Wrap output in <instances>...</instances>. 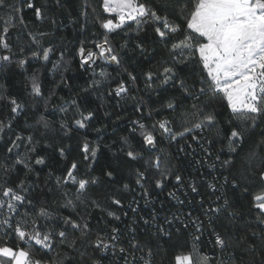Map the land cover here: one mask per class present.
<instances>
[{
    "label": "trees",
    "instance_id": "trees-1",
    "mask_svg": "<svg viewBox=\"0 0 264 264\" xmlns=\"http://www.w3.org/2000/svg\"><path fill=\"white\" fill-rule=\"evenodd\" d=\"M140 2L179 25L177 35L184 38L192 0ZM108 19L118 23L115 14L104 11L103 0L0 3V38L8 45L0 44V57H9L0 61V199L5 201L0 247L23 248L41 264H126L125 257L127 264H175L182 254H191L193 264L201 256L208 257L207 264H264V213L253 201L264 190V115L253 120L251 114L248 119L234 114L221 93L209 90L198 55L191 59L173 53L177 41L161 40L156 33L161 23L137 17L108 32L102 26ZM105 39L112 49L109 56L116 55L119 63L99 55L96 45ZM82 46L97 54L93 63H83ZM165 68L175 74L168 84H162ZM34 77L40 95L33 92ZM121 85L127 91L117 95ZM13 99L22 106L16 112ZM169 102L175 107L169 109ZM210 114L214 125L193 127ZM158 121H168L171 133L159 129ZM141 124L153 132V149L144 143ZM232 129L242 134L231 141L235 151L230 150ZM129 151L138 154L136 159ZM69 170L77 182L89 181L82 193ZM6 187L24 201L3 197ZM8 202L14 209H8ZM41 208L51 215L41 216ZM18 223L27 232L51 234V246L21 241L14 231ZM84 224L87 235H81ZM217 236L224 247L216 243ZM98 238L111 246L96 249ZM0 260L9 264L7 258Z\"/></svg>",
    "mask_w": 264,
    "mask_h": 264
},
{
    "label": "snow or ice",
    "instance_id": "snow-or-ice-1",
    "mask_svg": "<svg viewBox=\"0 0 264 264\" xmlns=\"http://www.w3.org/2000/svg\"><path fill=\"white\" fill-rule=\"evenodd\" d=\"M2 3V0H0ZM31 8L33 5L28 4ZM103 9L106 13L115 14L118 18V23H114L112 19H108L103 23V28L108 32L115 31L120 28L127 20H137V17H151L155 21L162 24L161 27L156 28L157 35L163 41L175 39L177 42L173 43V53L179 52L181 56L185 53L191 58L196 59L198 55L199 63L202 64L203 70L206 71L209 90L213 95L221 93L224 99L227 100V106L232 110L234 114H237L242 119H248L251 114V119L255 120L256 116L264 115V0H192L191 10L186 17V33L183 39H180L177 35L181 29L179 25L171 23L167 17H161L156 12L147 8V6L140 2V0H103ZM36 16L41 17V10L35 9ZM7 33L8 29H4ZM0 44L7 48V43L3 38H0ZM107 39L104 44H97L100 48V56L104 57L105 53H111V48H106ZM51 49L44 51L42 59L44 61L49 60V52ZM81 57H84L83 63L87 64L88 61L93 60L94 54L91 51L85 50L82 46L78 53ZM111 61L119 63L116 55L108 57ZM8 56L0 57V61H7ZM23 63V62H21ZM103 75V73H102ZM175 78V74L171 68L164 69V79L162 84H168ZM152 79V74H148V80ZM180 87L184 88L185 83L183 80L180 82ZM33 92L40 95V85L37 82V78H33ZM186 90V89H185ZM127 91L123 85L116 90V94L119 95L122 92ZM201 93H204L205 89H200ZM14 105L13 112H16L22 106L17 104L16 100H11ZM167 107L172 109L175 105L171 102ZM91 114L85 119H90ZM205 122L208 125H214L215 116L208 115L205 117V121L196 123L193 125L196 129H201ZM80 128L85 127L83 121L78 120L76 122ZM168 121H158V128L162 129L165 133H171V128L168 126ZM45 126H47L45 124ZM154 128L157 125L153 126ZM143 130L145 126L140 125ZM191 128H186V132H190ZM142 136L144 143L147 145H155L156 140L152 131L143 130ZM183 136L184 133H179ZM241 133L236 129H232L229 141L230 150L235 151V148L231 147V141L233 138H240ZM172 139H176L175 135H172ZM195 139V137H193ZM84 152L89 151L88 145H84ZM12 151V149H9ZM96 152L92 150V156H95ZM127 155L136 159L138 154H134L129 151ZM87 159V156H85ZM159 158H157V163ZM17 163H23V161H17ZM37 164H44L43 159H37ZM27 168L28 165L25 164ZM77 165L72 164V169H75ZM111 176V173H108ZM143 176V173H140ZM68 177H70L74 183H78V192L86 190L89 181L79 180L76 181L73 176L72 170L68 171ZM177 182L181 181V177L177 175L175 177ZM260 180L264 182V173H261ZM95 183V181H93ZM139 183V180L137 181ZM163 186L162 181L156 182V187L161 188ZM127 187V185H125ZM195 192L197 189L192 188ZM247 191V189H245ZM3 197L10 198V201H24V197L17 194L12 188L6 187L2 192ZM147 195V192L145 193ZM254 207L258 208L261 213H264V190H261L253 196ZM71 203V201H69ZM117 205L120 204L119 200L114 201ZM5 201L0 199V207H3ZM8 209H14V204L7 203ZM99 207V205H97ZM219 211V209H215ZM110 216L113 213H108ZM40 215L43 217H49L51 214L45 208L40 209ZM119 219V217H116ZM145 224L148 221H144ZM4 224H9L10 221H3ZM26 223V222H25ZM66 224H70L73 229H81V225L78 223L66 220ZM264 223V220L261 221ZM81 231V235H87L86 229L88 225L84 224ZM17 237L21 241H34L36 245H41L43 248H49L51 234L41 233L34 230L33 232H27L18 223L14 229ZM114 233L117 229L113 228ZM58 235L61 238L66 237L64 231H60ZM118 236H112L111 240H117ZM199 239V237H196ZM216 243L221 247H224V241L217 236ZM71 246V245H70ZM110 243L103 239L98 238L94 242L96 249L106 250L110 247ZM136 247V245H133ZM126 250L120 248V252L124 253ZM151 256V252L148 253ZM0 257L7 258L9 264H41L40 261H33L29 251L23 248L13 249L8 246L0 247ZM127 264V257H125ZM208 257L201 256L199 264H207ZM0 264L3 261L0 260ZM145 264H150L149 261H145ZM175 264H193V258L191 254H182L175 257Z\"/></svg>",
    "mask_w": 264,
    "mask_h": 264
},
{
    "label": "rangeland",
    "instance_id": "rangeland-1",
    "mask_svg": "<svg viewBox=\"0 0 264 264\" xmlns=\"http://www.w3.org/2000/svg\"><path fill=\"white\" fill-rule=\"evenodd\" d=\"M105 47H106V48H109V47L107 46V44L105 45ZM87 51H91V52L94 54V56H93V60L97 57V54H96L93 50H86V52H87ZM99 51H101L100 48H99ZM99 55H100V53H99ZM109 55H110V54L106 52V53H105V56H104L103 58H108ZM81 58H82V60H84V57H81ZM93 60L88 61L87 64H91V63H93Z\"/></svg>",
    "mask_w": 264,
    "mask_h": 264
},
{
    "label": "water",
    "instance_id": "water-1",
    "mask_svg": "<svg viewBox=\"0 0 264 264\" xmlns=\"http://www.w3.org/2000/svg\"><path fill=\"white\" fill-rule=\"evenodd\" d=\"M91 50H93V49H91ZM109 54H110V53H109ZM108 59H109V58H108ZM109 61L112 62L110 59H109ZM150 147L153 149L154 146H153V145H150Z\"/></svg>",
    "mask_w": 264,
    "mask_h": 264
},
{
    "label": "crops",
    "instance_id": "crops-1",
    "mask_svg": "<svg viewBox=\"0 0 264 264\" xmlns=\"http://www.w3.org/2000/svg\"><path fill=\"white\" fill-rule=\"evenodd\" d=\"M4 264V263H3Z\"/></svg>",
    "mask_w": 264,
    "mask_h": 264
}]
</instances>
